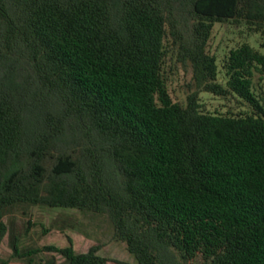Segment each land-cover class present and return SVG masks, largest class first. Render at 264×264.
Returning a JSON list of instances; mask_svg holds the SVG:
<instances>
[{
    "label": "trees",
    "instance_id": "obj_1",
    "mask_svg": "<svg viewBox=\"0 0 264 264\" xmlns=\"http://www.w3.org/2000/svg\"><path fill=\"white\" fill-rule=\"evenodd\" d=\"M217 24L264 35V0H0V241L10 207L44 205L108 216L136 264H264V52L220 65ZM70 243L45 249L128 264Z\"/></svg>",
    "mask_w": 264,
    "mask_h": 264
},
{
    "label": "rangeland",
    "instance_id": "obj_2",
    "mask_svg": "<svg viewBox=\"0 0 264 264\" xmlns=\"http://www.w3.org/2000/svg\"><path fill=\"white\" fill-rule=\"evenodd\" d=\"M243 41L250 42L264 52V35L249 33L246 28L237 29L228 24L215 26L210 50L222 65L231 49ZM169 89L176 102L185 103L190 93L193 71L171 61L167 68ZM226 81L225 74L220 76ZM264 80L255 77V90L261 93ZM202 102L211 111H226L235 107L214 95L203 93ZM8 232L0 241V264H65L64 257L45 249L47 246L64 248L72 241L77 253H86L91 247L101 245V256L128 264H136V258L125 242L118 240L108 216L75 209L51 208L44 205L18 204L10 207L2 219ZM17 248V250H16ZM36 251L35 253H31Z\"/></svg>",
    "mask_w": 264,
    "mask_h": 264
}]
</instances>
